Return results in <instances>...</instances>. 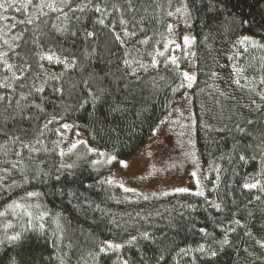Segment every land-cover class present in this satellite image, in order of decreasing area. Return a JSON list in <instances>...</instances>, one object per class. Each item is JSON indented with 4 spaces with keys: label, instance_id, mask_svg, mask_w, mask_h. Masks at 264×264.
<instances>
[{
    "label": "trees",
    "instance_id": "16d2710c",
    "mask_svg": "<svg viewBox=\"0 0 264 264\" xmlns=\"http://www.w3.org/2000/svg\"><path fill=\"white\" fill-rule=\"evenodd\" d=\"M179 6L206 188L125 204L57 127L114 163L146 143L184 92ZM26 194L36 211L16 217ZM0 264H264V0H0Z\"/></svg>",
    "mask_w": 264,
    "mask_h": 264
},
{
    "label": "rangeland",
    "instance_id": "374dc122",
    "mask_svg": "<svg viewBox=\"0 0 264 264\" xmlns=\"http://www.w3.org/2000/svg\"><path fill=\"white\" fill-rule=\"evenodd\" d=\"M167 40L176 55L187 60L184 92L174 100L149 140L132 155L114 163L116 157L113 152L93 143L85 132L71 122L63 121L57 127L60 147L65 156H70L79 148H86V145L99 153L96 163L106 174L107 181L121 188L118 197L125 204L168 197L184 191L201 193L206 188L192 91L198 76L194 57L198 42L183 7L172 10ZM36 201L35 194H26L10 205L9 212L16 217L26 215V212L33 213L36 211Z\"/></svg>",
    "mask_w": 264,
    "mask_h": 264
},
{
    "label": "snow or ice",
    "instance_id": "6c2138e0",
    "mask_svg": "<svg viewBox=\"0 0 264 264\" xmlns=\"http://www.w3.org/2000/svg\"><path fill=\"white\" fill-rule=\"evenodd\" d=\"M255 185H246V187H254ZM18 237H13V239H16ZM226 242V241H225Z\"/></svg>",
    "mask_w": 264,
    "mask_h": 264
}]
</instances>
